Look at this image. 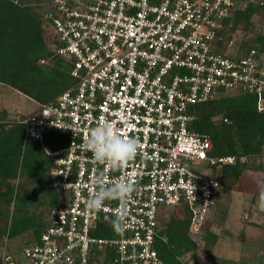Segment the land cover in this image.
Instances as JSON below:
<instances>
[{"label": "built area", "instance_id": "built-area-1", "mask_svg": "<svg viewBox=\"0 0 264 264\" xmlns=\"http://www.w3.org/2000/svg\"><path fill=\"white\" fill-rule=\"evenodd\" d=\"M54 1L45 17L56 51L72 61L77 85L21 123L26 138L39 140L51 158L52 188L63 193L64 204L49 210L40 239L24 249L27 262L5 245L0 264H91L96 250L104 264H167L156 248L164 210L188 209L197 236L220 190L212 169L197 173L189 164L238 160L211 154L210 136L193 128V107L222 94H252L264 112V51L244 48L243 35L232 31L238 10L264 0ZM101 120L140 143L124 168L113 170L81 150ZM46 129L63 134L58 147L45 143ZM100 174L107 183L126 176L136 185L125 229L115 236L110 218L118 201H105L99 211L86 208ZM102 229L111 235H96ZM182 260L189 264V254Z\"/></svg>", "mask_w": 264, "mask_h": 264}, {"label": "trees", "instance_id": "trees-1", "mask_svg": "<svg viewBox=\"0 0 264 264\" xmlns=\"http://www.w3.org/2000/svg\"><path fill=\"white\" fill-rule=\"evenodd\" d=\"M44 3L33 6L26 0H0V83L37 101L36 113L77 85L71 75L72 61L56 51L57 42L50 36L51 27L45 17L50 4L55 9V1ZM261 24L264 5L249 4L235 13L232 31L243 35L244 48L264 51ZM193 109V128L210 136L211 154L238 158L235 164L213 166V176L220 182V190L215 193L217 207L220 197L229 194L246 172L264 173V112L258 110L257 97L252 94H222ZM30 115L12 117L6 109L0 110V244L6 237L31 232L32 239L24 243L25 248L40 239L48 225L49 210L64 204L63 193L52 188L51 158L39 140L25 136L21 120ZM44 135L45 143L56 148L57 138L63 134L46 129ZM29 183L34 185L32 190L27 189ZM41 207H46L45 215L38 213ZM173 211L164 216L165 228L156 242L167 264H185L183 256L189 254L193 260L198 249L208 252L217 243L219 235L206 227L197 236L190 232L192 213L188 209L180 217ZM107 232L102 229L96 235L108 237L111 234ZM18 249L9 251L20 257ZM92 256L91 264H104L103 252L96 250ZM211 259L214 264H264V252L254 260L246 256L239 261Z\"/></svg>", "mask_w": 264, "mask_h": 264}, {"label": "rangeland", "instance_id": "rangeland-1", "mask_svg": "<svg viewBox=\"0 0 264 264\" xmlns=\"http://www.w3.org/2000/svg\"><path fill=\"white\" fill-rule=\"evenodd\" d=\"M261 28L264 31V24H261ZM50 36L56 37L51 28ZM0 109H7L12 117L30 115L38 111L39 103L24 93L0 83ZM189 168L197 173H205L213 169V166L205 161L194 160L189 164ZM257 180H264V173L248 171L229 194L223 198L220 197L219 204H221L215 208V214L211 215L205 225L219 235L218 241L211 245L208 252L204 251V248L198 249L197 256L190 260L189 264L195 262L196 264H214L211 257L239 261L246 256L254 260L257 255L264 252V212L257 206L259 197ZM33 187L34 185L29 183L27 189L32 190ZM173 210L174 208L165 209L164 214L168 215ZM46 212V207L38 210L40 215H45ZM173 215L180 217L182 211L174 210ZM31 234V232H25L14 238L6 237L0 244V254L7 243L11 250L20 248L18 249L21 253L20 261L27 262L24 257V243L32 237Z\"/></svg>", "mask_w": 264, "mask_h": 264}, {"label": "clouds", "instance_id": "clouds-1", "mask_svg": "<svg viewBox=\"0 0 264 264\" xmlns=\"http://www.w3.org/2000/svg\"><path fill=\"white\" fill-rule=\"evenodd\" d=\"M139 149L140 143L137 139L121 133L109 120H101L95 127L90 128L81 145L82 151L91 152L97 162L106 164L113 170L124 168L136 157ZM94 185L95 190L87 200L86 208L89 211H99L105 201H118L120 208L115 218H110V222L117 234L123 232L128 215L127 206L136 191L135 183L126 176L107 183L104 175L100 174L94 180ZM257 185L259 188L257 206L264 212V180H257Z\"/></svg>", "mask_w": 264, "mask_h": 264}, {"label": "crops", "instance_id": "crops-1", "mask_svg": "<svg viewBox=\"0 0 264 264\" xmlns=\"http://www.w3.org/2000/svg\"><path fill=\"white\" fill-rule=\"evenodd\" d=\"M48 0H45L44 2H47ZM27 2L33 6H40V4H45L43 1H39V0H27ZM2 110V109H0ZM7 110V109H6ZM7 112L10 114V111L7 110ZM12 116V115H11Z\"/></svg>", "mask_w": 264, "mask_h": 264}]
</instances>
